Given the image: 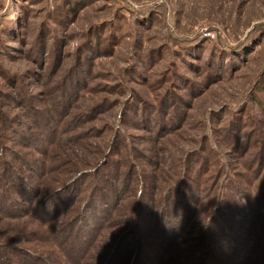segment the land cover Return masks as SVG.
I'll use <instances>...</instances> for the list:
<instances>
[{
  "label": "rangeland",
  "instance_id": "rangeland-1",
  "mask_svg": "<svg viewBox=\"0 0 264 264\" xmlns=\"http://www.w3.org/2000/svg\"><path fill=\"white\" fill-rule=\"evenodd\" d=\"M0 264H264V0H0Z\"/></svg>",
  "mask_w": 264,
  "mask_h": 264
},
{
  "label": "clouds",
  "instance_id": "clouds-1",
  "mask_svg": "<svg viewBox=\"0 0 264 264\" xmlns=\"http://www.w3.org/2000/svg\"><path fill=\"white\" fill-rule=\"evenodd\" d=\"M252 195H253V194H252ZM255 195H256V194H255ZM255 195H253V196H255ZM210 222H211V221H210V219H209V221H208V223H207V224H205L204 222H203V223H204V225H205V226H207V225H209V224H210Z\"/></svg>",
  "mask_w": 264,
  "mask_h": 264
}]
</instances>
